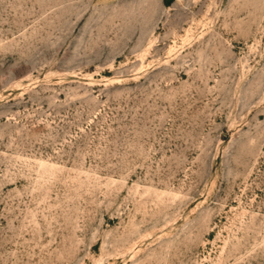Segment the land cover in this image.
<instances>
[{"label":"rangeland","instance_id":"1","mask_svg":"<svg viewBox=\"0 0 264 264\" xmlns=\"http://www.w3.org/2000/svg\"><path fill=\"white\" fill-rule=\"evenodd\" d=\"M0 264H264V0H0Z\"/></svg>","mask_w":264,"mask_h":264}]
</instances>
